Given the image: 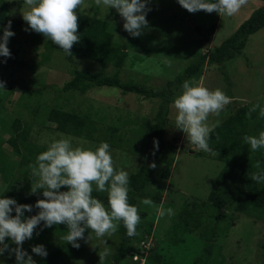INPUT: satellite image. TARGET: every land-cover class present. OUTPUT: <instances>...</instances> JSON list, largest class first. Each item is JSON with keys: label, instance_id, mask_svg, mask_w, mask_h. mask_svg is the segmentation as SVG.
<instances>
[{"label": "rangeland", "instance_id": "1", "mask_svg": "<svg viewBox=\"0 0 264 264\" xmlns=\"http://www.w3.org/2000/svg\"><path fill=\"white\" fill-rule=\"evenodd\" d=\"M5 3L10 19L23 20V14L28 10L24 1L5 0ZM262 4V0H247L236 14L229 17L222 13L217 14L215 11L212 13L203 10L189 12L180 6L177 0H149L147 6L151 10L146 14L148 25L143 28L138 37L130 36L123 29V18L115 9L106 10L103 6H98L95 0H84L80 8L77 7L73 11L77 14L108 21L107 24L112 27L113 36L106 38L103 41L105 44L110 41L112 44H119L129 38L138 39L137 50H129L127 53L120 70V80L142 83L146 87L158 89L165 85L167 79H173L179 74L186 63L205 52L199 43L206 40V29L214 27V33L207 39V44L210 48L216 47ZM194 26L201 28L200 34L196 33L193 29ZM0 29H2L1 26ZM24 29L11 28L15 34L8 38L6 46L15 51L14 62L8 69L0 64V77L13 82V85L9 87V90L13 91L6 97L3 107L0 109V138L2 141L0 155L12 166L10 169L11 180L18 179L17 190L27 196L26 190L31 186V181L36 179L31 174V166L34 165L35 158L28 157L25 162L22 161L20 153H12L11 146L7 143L10 134L7 130L1 132V127L10 129L15 119H18L19 123L26 124L30 127L27 142L37 150H46L47 143L45 141L58 139L61 136L71 137L74 147L83 146L95 149L99 143L55 131L54 124L48 122L45 115L50 109L77 112L80 115L89 116L97 125L116 128L119 136L128 138L127 132L131 133L136 131L140 125L152 122L157 100L143 99L131 93L125 95L120 90L110 87L95 88L83 96L74 93H55L52 86L60 88L68 81L71 78L72 66L65 61L63 54L54 48L46 51L47 38L42 34ZM146 37L155 40V45L162 51L145 52L141 49L140 45L142 42H146ZM75 65L78 69H84L91 73L111 74L114 71V68L109 65H101L87 59H75ZM194 83H201L210 89L220 88L232 98L231 103L226 105L218 116L209 115L208 122L210 124L221 123L242 106L251 108L254 104L264 105V28L249 37L246 47L240 55L224 62L221 66L207 67L201 79ZM42 85L52 89L43 90L39 94L30 93V103H23L21 96L24 89L22 88L41 89ZM175 114L176 110L171 104L165 134L167 140H172L175 137L178 139L175 154H172L171 151H164L154 164V173L150 177L149 184L142 192V197L137 199L136 207L141 216V222L137 225V234L132 241L134 244H138L142 240L138 245L144 256L149 254L146 248L160 246L161 251L158 254L162 258L161 264H191L201 255L199 252L201 243L196 236L186 234L187 237L183 245L171 248L168 244L171 235L167 240L168 232L186 199L189 201L206 199L224 164L213 160L209 153L202 152L198 155L200 151L187 141L181 130L175 128ZM246 117V135H257L261 128H258L256 122H264V118L258 116V110L248 113ZM133 147H135V143H128L122 148H110L114 167L117 170H126L129 176L135 173L142 163L147 162ZM238 152L243 154V164L248 161V158L259 153L258 151L253 152L245 142ZM169 159H171V163ZM168 168L170 169L168 179L160 178V171ZM5 187L6 184L0 175V193ZM93 189L95 190V185H93ZM99 193L107 196L106 191ZM158 194L161 196V202L156 204L154 197ZM144 198H150L153 204H142L141 201ZM160 206L165 209L171 208L172 214L158 217L157 208ZM38 211L39 209L36 208L30 216L35 215ZM229 214L231 216H225V221L231 226L226 231H219L215 239L213 256L208 264H214V259L218 260L216 254L219 248H224L227 251L228 246L235 242L231 230L233 226L237 228L244 224L248 230L247 235L246 231L241 234L237 233L240 238L237 236L236 240L241 243L248 235H251L253 241L256 237L260 238L259 241L261 240L260 235H263L264 232L263 219L250 224L252 218L239 216L235 212ZM202 219L207 222V214L205 216L202 214ZM42 224L43 222L36 226L33 236L43 229ZM52 231L49 233L54 234ZM62 231L65 235L67 229L63 230L62 228ZM85 231L86 234L77 248V253L80 255L79 261L76 260L77 264H98V262L107 264L118 245L117 233L112 232L110 235L97 238L91 230L86 229ZM39 239L38 237L36 240ZM5 240L9 243V247H15L8 238ZM164 240H166L165 244H161ZM60 242L62 243L64 240L62 239ZM30 243V239L22 242L28 251ZM256 250L254 249L253 252L256 258L255 263L264 264ZM43 258L37 255L33 260L36 261V264H40ZM0 260H4L5 264H15L14 254H9L7 250L3 256H0ZM64 264H70V262Z\"/></svg>", "mask_w": 264, "mask_h": 264}, {"label": "trees", "instance_id": "2", "mask_svg": "<svg viewBox=\"0 0 264 264\" xmlns=\"http://www.w3.org/2000/svg\"><path fill=\"white\" fill-rule=\"evenodd\" d=\"M262 1L263 4L254 10L229 37L220 42L216 47L210 48L207 44V39L214 33V27L206 29V40L199 43L205 49V52L196 59L186 63L179 74L173 79H167L165 85L158 89L146 87L142 83H134L132 81L122 82L120 80V70L123 67L127 53L129 50H137L138 39L133 40L129 38L119 44H112L111 41L105 44L103 41L113 36L112 27L108 26V21L78 13L77 32L80 33V39L78 42H74L70 49L71 56L66 55L57 45L52 44L50 40L47 39L46 41V51L54 48L62 53L65 61L72 66L70 71L71 78L60 88L52 86L54 92L61 94L74 93L83 96L95 88L110 87L120 90L125 95L131 93L143 99H156L157 107L152 122L140 125L136 131L127 132L128 138L119 136L116 128L97 125L89 116L80 115L77 112L50 109L47 115H45L47 121L54 124V130L57 132L84 138L96 143L106 141L109 143L110 148H122L128 143H135L133 149H136L147 160L146 163H142L139 166L135 173L129 176L130 191L128 202L136 206L137 199L142 197V192L148 186L150 177L154 173V167L150 165L155 164L164 151H171L172 154H175L178 139L175 137L172 140H167L165 133L167 132L166 126L168 124L170 105L173 99L182 91L183 82H198L207 67L211 65L221 66L224 62L242 53L249 37L264 28V0ZM9 21L11 22V28L27 27L24 20L10 19L8 17L5 0H2L0 2V26L2 28L5 27ZM193 29L196 33H201L200 27L194 26ZM149 38L146 37V42H142L140 45L141 49L145 52H161L162 49H158L155 45V40ZM9 51V57H0V64L6 69L10 68L15 57V51L11 48ZM75 59H87L101 65H109L114 68V71L111 74H106L103 72L91 73L84 69L81 70L76 67ZM0 81L4 82V90H0L1 109L6 97L13 91L9 90L13 82L2 77H0ZM19 88L21 89L22 87ZM52 88L45 85H42L41 89L27 90V88H22L24 89V93L21 99H23V103H30V93L39 94L43 90H51ZM249 110L248 106L237 108L234 114L228 116L213 128L210 133L209 144L215 152L209 154L213 160L223 163L224 166L214 180L213 187L206 199L203 201H189L186 199L176 214L175 221L168 232L167 240L169 235H171V239L168 240L171 248L183 245L187 237L186 234L188 236H196L201 243V249H199L201 255L193 260L191 264H208V261L213 256L215 239L219 231H226L231 226V224L225 221V216H231L229 213L235 212L239 216L243 215L252 218L253 220L250 221V224H253L254 221H259V219L264 220L262 218L264 216V183H257L249 178L251 173L257 171L254 167L256 161H261L262 167H264V152L258 151V155L248 158L245 164L242 163L243 154L238 152L239 148L243 145V137L247 134L246 116ZM251 115L253 116V114ZM256 124L259 126V129L264 130L263 121H258ZM6 130L10 134L7 143L11 146L12 153H20L22 161L26 162L28 157L35 158L38 153L43 151L42 149H34V146H31L27 142L30 127L24 123H19L18 119L14 120L10 129L4 126L1 127V132H5ZM104 131L105 133H109L105 134ZM154 140L158 142V147L156 148L153 147ZM1 142L0 138V145ZM202 152H198V155L202 154ZM169 162L171 163V159H169ZM11 168L12 166L7 163V160L0 155V175L2 181L6 184L0 195L14 198L19 204L35 205L38 199H44L39 190L35 194H30V187L26 190L27 196L18 191V179L11 180ZM169 170L168 168L160 171L159 177L167 180ZM63 190L65 189L62 187L61 191ZM92 195L104 202L107 207V196H103L94 189ZM154 201L156 204H159L161 196L159 194L156 195ZM35 209L36 207H33L31 212L26 211L25 216L29 217ZM12 214L14 215V213ZM202 214L203 216L207 214V222L203 221ZM62 228L63 230L66 228L62 223L51 227H43L38 234L32 235L29 246L30 250H26L22 244L23 250L27 251L32 258H36L37 255L31 253V247L36 244H43L47 250V256L40 261V264H64L67 262L71 264V261H73V264H77L76 260L79 261L80 258L77 248L66 241L60 242L64 236ZM51 230H53L54 234L49 233ZM231 230L234 234L235 242L231 243L232 245H227V251L224 248L218 249L216 254L218 260L214 259V264H257V262L255 263L254 249H257V255L264 261V232L262 233L263 235H260V241L258 237L253 241L251 235H248L245 237L244 242L242 241L243 243H241L239 240H236L237 236L240 238V235H237V233L241 234L246 231L247 235L248 230L246 226L244 224H242V227L237 228L233 226ZM115 232L119 239L118 245L110 260L111 262L109 261L107 264H139L138 261H132L131 258L133 255H137L139 258L144 257V253L139 249L140 246L138 245L142 240L138 244H134L132 240L135 239V235L131 237L126 235L125 227L119 222ZM38 237L40 239L36 240ZM82 239H79L78 242L81 243ZM165 241L161 242V244H165ZM147 251L149 254L145 257L144 264H161L160 260L162 258L158 254L161 251L160 246H152Z\"/></svg>", "mask_w": 264, "mask_h": 264}, {"label": "clouds", "instance_id": "3", "mask_svg": "<svg viewBox=\"0 0 264 264\" xmlns=\"http://www.w3.org/2000/svg\"><path fill=\"white\" fill-rule=\"evenodd\" d=\"M24 2L28 7L23 14L27 25L24 30L42 34L66 55L71 56L70 49L80 39V33L77 32V13L73 9L80 8L84 0ZM95 2L106 10L115 9L123 18V29L132 37L140 36L143 28L148 25L146 14L151 10L147 6L149 0ZM246 2L247 0H177L189 12L215 11L229 17L236 14ZM0 33V57L7 58L10 56L7 41L15 34L11 30L10 21L0 29ZM0 90H4L3 81H0ZM231 100L220 88L210 89L201 83L184 81L182 91L172 101L176 110L175 128L181 130L187 141L198 151L214 153L209 139L216 124L208 122L209 115L218 116ZM257 110L258 116L264 118V105L254 104L249 113ZM243 140L253 152H264V130L257 135H245ZM45 143L46 150L36 155L35 163L31 166V174L36 179L31 181L29 189L30 194L39 190L44 199H38L35 205H30L19 204L14 198L0 195V256L7 250L9 254H14L15 264H36L21 245L23 241L31 239L34 229L41 222L42 227L64 224L67 231L62 239L76 248L79 247V239L84 238L86 229L94 232L97 238H102L115 232L118 222L125 227L126 235H136L141 216L137 207L128 202L129 174L124 169L117 170L114 167L109 143L101 141L95 149L74 147L71 137L65 136ZM153 147H158L156 140L153 141ZM150 166L155 167L154 164ZM254 167L257 171L251 173L249 178L257 183H264V167L261 161H256ZM93 185L96 191L107 192V207L92 195ZM62 187L65 190L61 191ZM141 203L152 205L153 201L144 198ZM33 207L39 211L30 217L25 216V212H31ZM172 211L171 208L160 206L157 208V215H171ZM6 237L15 247H9ZM31 253L40 257L47 256L43 244L32 246ZM145 257L133 255L131 259L144 264ZM0 264H5L4 260H0Z\"/></svg>", "mask_w": 264, "mask_h": 264}]
</instances>
